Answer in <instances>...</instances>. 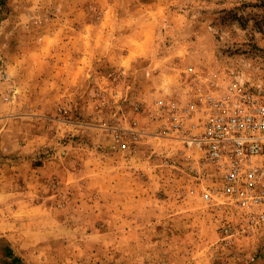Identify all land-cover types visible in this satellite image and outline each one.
<instances>
[{
	"label": "rangeland",
	"instance_id": "obj_1",
	"mask_svg": "<svg viewBox=\"0 0 264 264\" xmlns=\"http://www.w3.org/2000/svg\"><path fill=\"white\" fill-rule=\"evenodd\" d=\"M194 87L264 97V0H0V221L26 264H227L238 214L156 166L165 140L113 136Z\"/></svg>",
	"mask_w": 264,
	"mask_h": 264
},
{
	"label": "built area",
	"instance_id": "obj_2",
	"mask_svg": "<svg viewBox=\"0 0 264 264\" xmlns=\"http://www.w3.org/2000/svg\"><path fill=\"white\" fill-rule=\"evenodd\" d=\"M156 107L154 132L112 128L119 148L136 152L144 137L165 140L156 166L188 176L189 193L208 207L238 214L239 225L227 220L220 229L223 246L232 248L238 235L263 229L264 97L242 88L218 96L194 87L186 100L167 95ZM154 157L148 156L149 169Z\"/></svg>",
	"mask_w": 264,
	"mask_h": 264
},
{
	"label": "crops",
	"instance_id": "obj_3",
	"mask_svg": "<svg viewBox=\"0 0 264 264\" xmlns=\"http://www.w3.org/2000/svg\"><path fill=\"white\" fill-rule=\"evenodd\" d=\"M135 193H139V190H135ZM6 226L5 222L0 221V264H26L15 235L8 232ZM249 233L252 237L244 235L232 249H226L228 256L232 255L227 264H264V228Z\"/></svg>",
	"mask_w": 264,
	"mask_h": 264
}]
</instances>
